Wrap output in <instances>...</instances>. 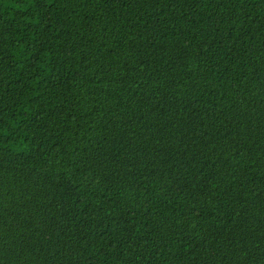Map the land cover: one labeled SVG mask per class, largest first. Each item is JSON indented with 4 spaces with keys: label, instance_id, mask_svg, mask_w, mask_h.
Instances as JSON below:
<instances>
[{
    "label": "trees",
    "instance_id": "16d2710c",
    "mask_svg": "<svg viewBox=\"0 0 264 264\" xmlns=\"http://www.w3.org/2000/svg\"><path fill=\"white\" fill-rule=\"evenodd\" d=\"M0 264H264V0H0Z\"/></svg>",
    "mask_w": 264,
    "mask_h": 264
}]
</instances>
